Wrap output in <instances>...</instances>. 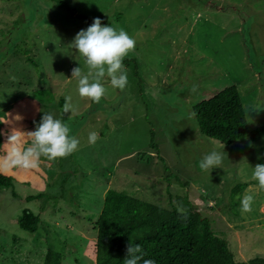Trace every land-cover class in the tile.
<instances>
[{
    "label": "rangeland",
    "instance_id": "1",
    "mask_svg": "<svg viewBox=\"0 0 264 264\" xmlns=\"http://www.w3.org/2000/svg\"><path fill=\"white\" fill-rule=\"evenodd\" d=\"M60 1L0 0V116L8 119L0 157L12 130H36L44 112L80 141L66 158L41 157L38 169L0 171L13 182L0 189V264H43L48 248L64 254L61 264H96L95 223L108 188L168 208L186 196L237 261L264 257V189L252 176L264 156V133L223 145L201 131L192 112L235 86L248 128L264 127V0ZM84 16L136 40L123 61L126 88H113L105 77L99 103L81 98L71 78L75 67L88 71L71 45L91 25ZM61 96L71 97L75 115L63 116ZM92 131L99 134L94 145ZM151 131L156 149L149 146ZM213 150L223 155L221 167L202 171L199 161ZM241 181L249 185L234 213L230 190ZM248 194L254 199L244 212ZM23 209L39 216L34 233L17 223Z\"/></svg>",
    "mask_w": 264,
    "mask_h": 264
},
{
    "label": "trees",
    "instance_id": "2",
    "mask_svg": "<svg viewBox=\"0 0 264 264\" xmlns=\"http://www.w3.org/2000/svg\"><path fill=\"white\" fill-rule=\"evenodd\" d=\"M57 3L63 5L60 0ZM70 13L74 14L75 10H70ZM84 17L89 23L94 22ZM101 21L103 25L107 24ZM64 103L65 97L61 96L58 106L62 113ZM192 112L201 131L223 145H230L245 135L254 141L264 133L263 126L252 130L248 128L235 86L224 88L195 104ZM149 146L157 148L152 131ZM158 158L167 170L165 160L161 156ZM259 164H264V156L259 159ZM64 182L65 177L61 183ZM247 185L249 183L241 181L231 188L229 196L233 212ZM10 187H13L11 176L0 172V189ZM12 193L17 196L14 191ZM39 196L30 195L26 199ZM176 202L169 208L163 207L124 190L108 188L95 223L99 243L96 264H124L130 238L134 244L141 245L145 253L143 259H153L156 264H264L262 256L251 258L248 262L237 261L229 243L214 233L209 219L194 208L188 197L177 196ZM17 223L23 230L34 233L39 225V216L30 209H23ZM63 259L62 252L48 248L43 264H61Z\"/></svg>",
    "mask_w": 264,
    "mask_h": 264
},
{
    "label": "clouds",
    "instance_id": "3",
    "mask_svg": "<svg viewBox=\"0 0 264 264\" xmlns=\"http://www.w3.org/2000/svg\"><path fill=\"white\" fill-rule=\"evenodd\" d=\"M72 47L85 58L88 71H82L81 66L72 69V77L78 82V92L81 98H87L99 103L105 96L107 88L102 83L105 77L109 78L113 88L124 90L128 84V76L123 61L133 52L136 40L124 29H117L110 25H103L99 17L87 28L81 29L75 36ZM193 93L198 91V85H192ZM64 113L76 114V108L71 103V97L65 98ZM15 119L21 120L17 114ZM7 123V120H0ZM70 126L60 119L54 118L49 112H44L34 131H21L14 128L5 142L6 153L0 157V171L12 169L34 170L38 169L41 157L50 161L66 158L77 151L80 141L70 135ZM25 135L27 140L25 139ZM99 134L95 131L89 133V143L95 144ZM30 140V143L28 141ZM27 144V146H25ZM223 155L213 150L199 161L202 171H209L221 167ZM259 187L264 189V164H256L252 173ZM253 196L245 195L241 201L242 211H251ZM145 253L140 244L130 242L126 248L124 264H156L153 259H143Z\"/></svg>",
    "mask_w": 264,
    "mask_h": 264
}]
</instances>
